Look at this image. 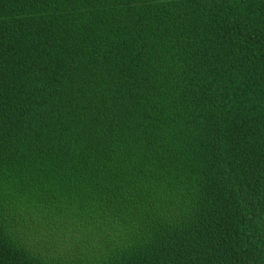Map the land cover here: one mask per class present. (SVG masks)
I'll list each match as a JSON object with an SVG mask.
<instances>
[{"label": "trees", "instance_id": "16d2710c", "mask_svg": "<svg viewBox=\"0 0 264 264\" xmlns=\"http://www.w3.org/2000/svg\"><path fill=\"white\" fill-rule=\"evenodd\" d=\"M0 264H264V0H0Z\"/></svg>", "mask_w": 264, "mask_h": 264}]
</instances>
